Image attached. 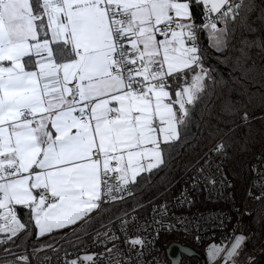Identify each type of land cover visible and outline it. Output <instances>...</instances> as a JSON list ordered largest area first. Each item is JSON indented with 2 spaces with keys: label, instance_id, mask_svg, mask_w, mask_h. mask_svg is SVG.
Returning <instances> with one entry per match:
<instances>
[{
  "label": "snow or ice",
  "instance_id": "6c2138e0",
  "mask_svg": "<svg viewBox=\"0 0 264 264\" xmlns=\"http://www.w3.org/2000/svg\"><path fill=\"white\" fill-rule=\"evenodd\" d=\"M195 3L203 24L188 0H0V232L8 240L26 224L31 232L32 221L37 237L78 221L82 230L104 211L101 197L131 195L143 174L163 165L162 152L187 134L191 106L212 77L197 33L222 49L244 6ZM93 209L97 216H88ZM158 216L157 227L165 204ZM182 223L187 231V221L173 227ZM245 240L207 245L208 264H244ZM5 264L30 262L21 255Z\"/></svg>",
  "mask_w": 264,
  "mask_h": 264
},
{
  "label": "trees",
  "instance_id": "16d2710c",
  "mask_svg": "<svg viewBox=\"0 0 264 264\" xmlns=\"http://www.w3.org/2000/svg\"><path fill=\"white\" fill-rule=\"evenodd\" d=\"M188 1L194 22H203V5L197 6L195 0ZM233 2L244 6L235 22L229 25L226 46L217 50L206 39L205 31L202 34L205 67L211 69L212 77L206 81L198 102L191 106L187 134L179 143L163 151V165L143 174L145 179L128 198L101 203L99 209L104 211L86 228H77L71 233L70 229H64L37 237L32 221L31 232L27 231L26 224L11 240L7 239L9 234L0 232L3 238L0 253H32L39 245H55L62 240L68 248L79 247L95 232L115 225L122 216L148 212L154 205L172 197L180 190L183 177L197 168L215 145L226 149L225 169L236 197L241 198L238 193L242 194L246 188L252 164L264 151V0ZM253 206L254 215L243 229L246 240L241 258L244 264L249 260L264 264V197L254 201ZM15 208L17 218L25 223L28 218L21 206ZM97 211L92 216H97ZM164 239L170 241L173 237L165 236ZM183 259L181 264H193L189 263V256Z\"/></svg>",
  "mask_w": 264,
  "mask_h": 264
},
{
  "label": "built area",
  "instance_id": "2783aa9c",
  "mask_svg": "<svg viewBox=\"0 0 264 264\" xmlns=\"http://www.w3.org/2000/svg\"><path fill=\"white\" fill-rule=\"evenodd\" d=\"M50 2L55 4L58 0ZM229 2L234 4L233 0ZM203 23L204 20L197 24ZM203 33L204 31L197 33L200 48ZM160 38L157 34V39ZM226 160L227 153L223 146L218 151H210L196 172L187 173L183 177L180 190L156 205L155 211L152 207L145 213L128 214L115 225L95 232L88 241L73 250L54 254L50 252L51 246H46L38 248L31 254L0 256V264L14 261L21 255L28 256L30 264H66L72 260H77L78 264H171L167 246L172 240L183 241L182 238H188L198 244L214 242L228 245L250 222L254 215L252 203L264 197V151L253 162L250 178L239 199L226 172ZM129 191L132 195L134 188ZM131 195L123 196L122 199ZM103 202L115 201H105L104 197H101L100 203ZM161 204L166 205L167 216L157 227L156 220L160 218L158 212ZM177 220L187 221L188 230H183L185 228L183 223L173 227L174 221ZM123 223H126L127 227L122 230ZM98 232L100 235H97ZM105 233L107 235H104ZM113 233L115 238L109 240L107 237ZM226 233L230 235L226 236ZM134 236L141 237L144 244L134 248L127 243ZM165 236H171L173 239L165 240ZM197 236L200 237L199 240L196 239ZM100 240L105 242L101 244ZM83 254H92L93 260H83L81 258ZM198 264H201V261Z\"/></svg>",
  "mask_w": 264,
  "mask_h": 264
},
{
  "label": "rangeland",
  "instance_id": "374dc122",
  "mask_svg": "<svg viewBox=\"0 0 264 264\" xmlns=\"http://www.w3.org/2000/svg\"><path fill=\"white\" fill-rule=\"evenodd\" d=\"M217 145H215L212 149H214ZM198 168V167H197ZM197 168H194L193 171L189 172V173H193V172H196ZM243 195V193H238V197H241ZM252 207L255 209V206H253V203H252ZM128 215V214H126ZM126 215L122 216L121 218L125 217ZM120 218V219H121ZM119 219V220H120ZM117 222V221H116ZM115 222V223H116ZM103 229V228H102ZM101 230V229H100ZM245 231V230H244ZM1 233H4V232H1ZM239 234H243L245 236V233L243 231H241ZM246 237V236H245ZM3 238H0V241H2ZM182 240L184 241V243L186 244H189L191 245L196 251L200 252L203 254V256L205 257L206 259V247L207 245L211 244V243H204V244H198L196 243L195 241H193L192 239H188V238H182ZM63 241V240H62ZM62 241L58 242L57 244L55 245H51V249H50V252L52 253H62V252H68V250H73L75 248H68L65 246V243H62ZM62 243V244H61ZM245 243V242H244ZM225 245V244H224ZM40 247H44L46 248V246L44 245H39L36 247L35 250H37L38 248ZM12 254H19V253H9V254H5V253H0V256H4V255H12ZM27 254H31L30 252H28ZM86 255V254H83L81 256V258L83 259V256ZM192 261V262H190ZM190 261L189 263H193V264H198V260H196L195 256H192L190 257ZM206 262H207V259H206ZM208 263V262H207Z\"/></svg>",
  "mask_w": 264,
  "mask_h": 264
},
{
  "label": "water",
  "instance_id": "95a60500",
  "mask_svg": "<svg viewBox=\"0 0 264 264\" xmlns=\"http://www.w3.org/2000/svg\"><path fill=\"white\" fill-rule=\"evenodd\" d=\"M180 246H184L181 248ZM167 254L171 261V264L179 257L177 264H181L183 256H195L198 257L201 261V264H206V259L202 253L196 251L191 245L184 243L181 240H174L170 242L167 246Z\"/></svg>",
  "mask_w": 264,
  "mask_h": 264
},
{
  "label": "crops",
  "instance_id": "0c3cea01",
  "mask_svg": "<svg viewBox=\"0 0 264 264\" xmlns=\"http://www.w3.org/2000/svg\"><path fill=\"white\" fill-rule=\"evenodd\" d=\"M29 2H30L31 4H33V5L36 4V0H29ZM188 2H189V1H188ZM189 3H190V2H189ZM201 4H202V3H201ZM190 8H191V5H190ZM45 23H47L46 18H45ZM205 33H206V39L210 42V44H214V42L209 38L207 31H205ZM174 98H175V96H174V91H173V99H174ZM174 107H175V105H174ZM162 159H163V152H162ZM100 205H101V203L98 204V209H99ZM98 209H93V211H92L91 213H88V216H92L93 214H95L96 211H97ZM82 219H87V217H82ZM3 222H4V221H3L2 219H0V223H3ZM79 223H80V222L78 221L76 225H66L64 229H70V232H69V233H71V232H73V229H74V228H77V225H79ZM64 229H54L53 232H55V231H59V230H64ZM46 234H50V233H45V234H43V235H46ZM48 246H49V245H48ZM50 246H51V245H50Z\"/></svg>",
  "mask_w": 264,
  "mask_h": 264
}]
</instances>
